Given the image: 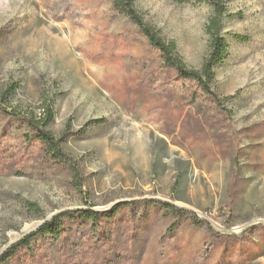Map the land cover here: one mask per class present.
Returning <instances> with one entry per match:
<instances>
[{"label": "rangeland", "instance_id": "obj_1", "mask_svg": "<svg viewBox=\"0 0 264 264\" xmlns=\"http://www.w3.org/2000/svg\"><path fill=\"white\" fill-rule=\"evenodd\" d=\"M221 1L215 102L167 71L111 0H0V94L15 87L6 107L21 115L50 105L64 159L0 117V255L62 212L129 204L99 227L64 222L5 264H264V0ZM134 7L200 69L210 7Z\"/></svg>", "mask_w": 264, "mask_h": 264}, {"label": "trees", "instance_id": "obj_2", "mask_svg": "<svg viewBox=\"0 0 264 264\" xmlns=\"http://www.w3.org/2000/svg\"><path fill=\"white\" fill-rule=\"evenodd\" d=\"M113 8L124 14L142 33L147 40L149 46L153 48L160 56L164 68L175 73L179 80L193 83L196 90L205 96L217 101L216 94L212 91V82L214 80L213 68L219 65L226 56L227 43L221 36L222 20L226 14L225 3L221 0H170L177 5L199 3L205 4L211 9V16L206 25V33L209 36L208 53L204 57L199 70L188 69L184 62L180 59L176 51L174 42L163 40L156 29L147 24L140 13L134 7V0H111ZM15 87H9L5 92L0 94V117L12 120H20L26 127L27 132L24 134L25 140L28 142L35 141L44 149L45 156L52 158L54 164H62L64 162L62 151L60 148V140H55L53 135L48 131V126L53 122L54 114L50 105L43 107V113L40 117L33 115H21L14 110H9L7 100L15 92ZM94 123L99 124L101 120H96ZM153 207L165 215H170L177 221L186 219L187 211H184L172 204L152 201ZM123 206L129 207L128 203L116 204L108 214L102 215L92 209H83L76 211H65L54 216L50 221L42 224L36 232L31 233L17 242L15 245L7 249L0 255V264L7 263L12 257L18 256L21 252H26L30 255L31 244L36 236L59 238L62 234L64 222H82L90 223L93 227H99L102 217L107 220ZM31 211L37 212V206L33 203H28ZM193 223L197 221L193 218ZM176 224H173L169 229L174 230Z\"/></svg>", "mask_w": 264, "mask_h": 264}]
</instances>
